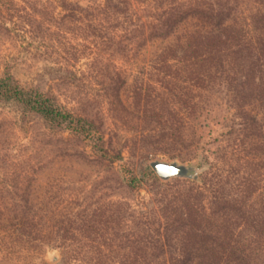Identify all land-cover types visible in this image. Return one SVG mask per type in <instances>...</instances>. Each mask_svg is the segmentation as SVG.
Returning <instances> with one entry per match:
<instances>
[{"label": "trees", "instance_id": "1", "mask_svg": "<svg viewBox=\"0 0 264 264\" xmlns=\"http://www.w3.org/2000/svg\"><path fill=\"white\" fill-rule=\"evenodd\" d=\"M7 22L24 49L57 54L28 68L29 82L9 67L0 77V104L14 105L20 121L35 115L51 133L89 139L99 159H119L94 120L59 104L38 77L77 88L92 81L117 127L145 143L193 147L206 168L197 181L147 172L153 187L134 206L77 201L52 185L35 192V180L12 169L0 193V264H264V0H0V30ZM116 61L166 80L126 88L123 102L112 85L121 74L109 72ZM219 92L230 116L204 150L194 121ZM141 179L120 175L119 183L136 192ZM49 250L58 253L53 263L42 257Z\"/></svg>", "mask_w": 264, "mask_h": 264}, {"label": "rangeland", "instance_id": "2", "mask_svg": "<svg viewBox=\"0 0 264 264\" xmlns=\"http://www.w3.org/2000/svg\"><path fill=\"white\" fill-rule=\"evenodd\" d=\"M85 1L81 0L82 3ZM6 26L9 27L8 30H0V77L5 68L9 67L20 84L29 82L31 77L27 74V69L34 65L33 69L36 71L42 66V57L52 59L57 54L37 44L30 49H24L25 41L13 36V25L7 22ZM14 31L17 32L15 29ZM78 61L72 64L82 68L86 60ZM149 71L152 69L123 65L121 61L112 63L109 72L120 73V79L117 80H122V83L112 85L115 88L120 87L123 102H126V88H132L138 83L161 84L166 80L164 77L153 78L145 75ZM41 72L38 71V75L42 74ZM38 79L42 84L41 88L52 91L59 104L69 110L80 111L94 120L106 147L119 154L120 158L110 163L101 160L92 152L89 139L73 136L69 131L51 133L35 115L29 116L27 121H20V115L14 105L0 104V193L11 188L9 184L12 169H22L29 178L35 180V192L43 191L48 185H52L57 191L62 190L77 201H88L89 196L96 195L102 199L124 200L134 206L147 200V191L153 187L150 177L145 175L152 171L157 177L150 167L152 161H175L185 165L196 162L202 169L201 173L205 170L200 151L193 147L181 145L170 149L154 139V144L145 143L149 140L139 141L133 129L117 127L105 110L103 89L97 83L85 82L77 88L48 81L45 77ZM157 79L160 81L157 82ZM214 102L212 108L204 111L194 121L195 138L199 139L198 146L204 150L215 148L220 134L226 130L224 124L230 116L222 92H219ZM125 110L130 111L128 107H125ZM120 111L121 114L125 112L124 109ZM152 128V123L145 124V133ZM120 175L127 179L144 178L137 182L139 189L135 192L119 183ZM21 189H27L25 182ZM75 204L66 205L74 207ZM42 257L47 263H53L58 259V253L49 250Z\"/></svg>", "mask_w": 264, "mask_h": 264}, {"label": "water", "instance_id": "3", "mask_svg": "<svg viewBox=\"0 0 264 264\" xmlns=\"http://www.w3.org/2000/svg\"><path fill=\"white\" fill-rule=\"evenodd\" d=\"M150 167L161 181L171 179L197 181L202 171L196 162L185 165L175 161H152Z\"/></svg>", "mask_w": 264, "mask_h": 264}]
</instances>
